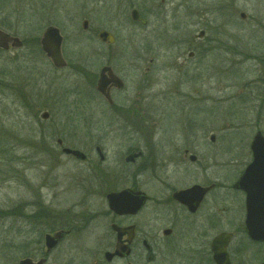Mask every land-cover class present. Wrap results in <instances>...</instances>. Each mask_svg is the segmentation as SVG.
Masks as SVG:
<instances>
[{"label": "flooded vegetation", "instance_id": "flooded-vegetation-1", "mask_svg": "<svg viewBox=\"0 0 264 264\" xmlns=\"http://www.w3.org/2000/svg\"><path fill=\"white\" fill-rule=\"evenodd\" d=\"M112 1L122 4L116 18L146 28L150 17L163 14L168 0ZM11 4V10L0 4V22L29 20L34 30L28 39L31 54L40 52L45 65L55 71L70 65L63 26L58 23L80 21L85 31L90 18L100 20L107 12V6L102 11L100 0H15ZM132 11L143 22L132 19ZM52 26L62 37V67L55 66L42 49L43 35ZM109 28H99L95 34L99 46L92 49L90 64L95 103L91 110L81 108V126L33 128L50 164L43 180L37 186L30 184L39 197L29 204V250L17 264L23 259L28 264H264V240L253 239L246 222L247 198L253 188V209H260L264 185L254 181L264 178V167L245 175L253 160L252 140L257 134L264 138V130L255 127L247 142L231 144L227 126H213L203 102L195 105L194 89L190 94L175 88L174 97L168 87L153 92L156 71L176 70V85L199 77L212 40L205 30L187 40L191 47L187 57L200 59L199 65L186 67L188 72L183 69L185 61L179 62L185 51L175 47L165 58L167 63L156 70L152 67L156 57L147 58L149 48L133 52L124 46L109 47L116 41ZM102 30L113 36L112 43L98 38ZM0 31L21 42L14 47L9 41L0 50L26 45V36L9 25L1 23ZM79 54L84 56L77 57L76 69L85 73L88 57ZM37 74L33 66L27 78L29 97L34 100L44 96L36 84ZM0 76L1 88L17 86L16 78ZM99 81L105 83L103 89ZM150 99L157 106L148 105ZM48 117L47 111L41 113L42 119ZM103 117L107 123L100 122ZM65 148L80 151L84 158L64 152ZM68 162L69 170L65 169ZM22 210L19 218L24 216Z\"/></svg>", "mask_w": 264, "mask_h": 264}, {"label": "rangeland", "instance_id": "rangeland-1", "mask_svg": "<svg viewBox=\"0 0 264 264\" xmlns=\"http://www.w3.org/2000/svg\"><path fill=\"white\" fill-rule=\"evenodd\" d=\"M12 1L15 0H0V4L11 10ZM121 5L117 1L100 0L102 11L107 6V12L103 11L100 20L90 18L85 31L80 21L58 23L63 26L65 55L70 60V65L58 71L45 65L40 52L31 54L28 39L34 30L29 20L0 22L27 39L22 49L0 50V75L5 73L17 79V86L11 89L0 87V264H17L28 253L26 241L31 231L26 217L29 204L39 197L34 195L30 184L37 186L50 164L33 128L81 126L78 119L81 108L91 110L94 106L95 91L90 82L94 69L90 64L92 49L99 46L95 36L99 28L110 27L116 38L111 48L124 46L133 52L136 48H149L151 53L147 58L156 57L152 66L156 70L167 63L165 58L175 51L174 47L183 50L179 62L185 61L183 69L187 72V66L200 62L199 57L192 60L187 57V51L191 50L187 40L199 30H205L206 38L212 40V48L206 53L199 77L176 85L179 78L176 70L161 74L156 71L153 92L168 87L169 95L174 97L175 88L182 93L190 90V94L194 89L195 105L199 107L203 102L213 126H227L231 144L247 142L255 127L264 130V0H168L163 14L150 17L146 28L128 19L116 18L115 11ZM79 53H86L88 57L84 71L90 76L76 69L77 57L84 56ZM33 66L38 73L35 80L39 86H36L44 94L35 100L29 97L27 79ZM148 105L157 106V103L150 99ZM43 111L49 113L46 120L41 118ZM107 121L106 117L100 118L102 124ZM229 158L234 157L229 155ZM70 168L71 163H66L65 169ZM20 210L24 213L21 218L18 217Z\"/></svg>", "mask_w": 264, "mask_h": 264}, {"label": "water", "instance_id": "water-1", "mask_svg": "<svg viewBox=\"0 0 264 264\" xmlns=\"http://www.w3.org/2000/svg\"><path fill=\"white\" fill-rule=\"evenodd\" d=\"M240 16L241 18H244L245 14L241 12ZM131 17L132 19L142 21L138 17L136 11H132ZM98 38L101 41H107L108 43H112L114 41L113 36L105 30L99 32ZM9 41H12V45L14 47L20 46L21 43L18 38L9 37L0 31V47L6 48ZM61 41L62 37L59 34V30L54 26L47 28L41 41L42 49L47 53V55L52 59L53 64L57 67H62L65 65L60 53ZM104 85V82L99 81V89H103ZM43 117L46 118L47 114L44 113ZM251 150L253 153V160L246 169L245 175L247 176L254 174L255 168L264 167V138L260 134L255 135L254 139L252 140ZM63 151L66 153H71L77 158H84V155L78 150L65 148ZM243 180L244 178L240 181V183H242ZM254 183L255 185H264V178L257 180L256 182L254 181ZM254 191H256V188L251 189V193L247 198L248 205L246 222L249 225V233L251 237L256 240H264V189L259 196V211L253 209V201L256 198L253 195ZM28 262V259H23L20 261V264H28Z\"/></svg>", "mask_w": 264, "mask_h": 264}]
</instances>
